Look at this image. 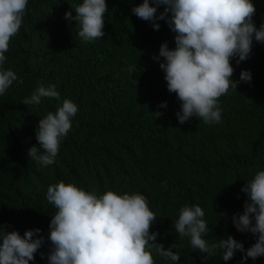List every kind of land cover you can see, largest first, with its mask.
Here are the masks:
<instances>
[{"label":"trees","instance_id":"1","mask_svg":"<svg viewBox=\"0 0 264 264\" xmlns=\"http://www.w3.org/2000/svg\"><path fill=\"white\" fill-rule=\"evenodd\" d=\"M82 2L28 0L22 26L5 53L3 68L18 79L0 95V225L21 236L40 229L45 242L29 264H48L49 224L56 211L46 198L50 185L72 183L98 196L108 190L138 192L157 216L150 231L159 233L156 242L166 249L175 246L172 250L181 258L177 264H240L239 251L224 261L217 249L204 260L190 237L175 232L174 223L181 207L199 205L209 244L229 235L245 250L255 243L253 234L237 231L231 217L243 213L245 183L264 171V44L254 39L248 59L239 64L238 57L232 59V79L249 70L252 80L220 97V122L193 117L180 125V102L167 90L159 66L163 58L153 60L162 43L175 48V33L166 21L158 20L160 28L154 30L131 11L142 0H106L105 35L84 41L76 22L64 18L69 11L75 16L72 8ZM253 3L259 29L264 0ZM163 10L159 6L157 15ZM40 84L55 86L60 99L42 97L39 105L24 104ZM64 99L78 111L55 162L42 165L27 153L38 143L39 120ZM164 102L166 107H160ZM153 256L155 264H171L155 252ZM245 264H264V256Z\"/></svg>","mask_w":264,"mask_h":264},{"label":"clouds","instance_id":"2","mask_svg":"<svg viewBox=\"0 0 264 264\" xmlns=\"http://www.w3.org/2000/svg\"><path fill=\"white\" fill-rule=\"evenodd\" d=\"M27 5L28 0H0V95L18 79L3 64L10 40L22 26ZM161 5L164 10L157 15ZM72 10L75 16L69 11L64 18L76 22L78 35L84 41L105 35L106 0H83ZM131 11L139 19L151 22L154 30L160 28L157 21L164 20L175 33V48L169 49L167 42L162 43L159 56H153V60L163 58L159 66L165 73L167 90L175 93L180 102V111L176 113L179 124L184 125L193 117L207 124L220 122V97L230 88L236 90L241 82L252 80L249 70H242L239 80L232 79L235 71L232 59L238 57L237 64L248 59L254 39L264 44V24L257 29L253 21L256 12L253 0H142ZM42 97L59 100L60 94L55 86L40 84L24 104L39 105ZM160 107H166V102ZM77 111L72 100L64 99L62 106L40 119L35 131L40 148L33 145L28 157L42 165L53 164ZM159 115L157 112L156 116ZM241 191L247 194L243 213L233 214L231 220L237 231L250 232L256 238L246 250L231 235L209 244L204 238L209 227L203 209L199 205L180 208L175 232L180 237H190L191 247L205 254L204 260L215 255L217 249L224 261L232 259L238 251L243 253L240 264H245L248 258L256 260L264 256V171H257ZM46 198L56 209L49 224L48 264H155L153 252L171 264L181 259L172 250L174 245L166 249L156 242L159 233L150 229L157 216L141 193L108 190L98 196L94 191L61 181L48 187ZM218 215L226 217V213ZM39 233L40 229L27 230L21 236L18 231H6L0 225V264L33 261L45 242Z\"/></svg>","mask_w":264,"mask_h":264}]
</instances>
